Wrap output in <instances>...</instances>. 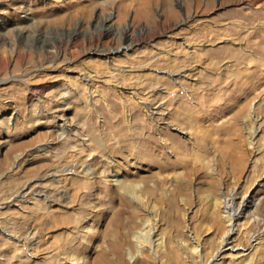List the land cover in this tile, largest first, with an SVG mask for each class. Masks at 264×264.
I'll return each instance as SVG.
<instances>
[{
    "label": "rangeland",
    "instance_id": "rangeland-1",
    "mask_svg": "<svg viewBox=\"0 0 264 264\" xmlns=\"http://www.w3.org/2000/svg\"><path fill=\"white\" fill-rule=\"evenodd\" d=\"M259 30L264 0H0V264H92L114 236L122 264H264V58L202 56Z\"/></svg>",
    "mask_w": 264,
    "mask_h": 264
},
{
    "label": "bare ground",
    "instance_id": "bare-ground-1",
    "mask_svg": "<svg viewBox=\"0 0 264 264\" xmlns=\"http://www.w3.org/2000/svg\"><path fill=\"white\" fill-rule=\"evenodd\" d=\"M24 16H26V14ZM204 28H206V26ZM262 30L254 31L252 33V35L249 34L251 32H247L248 38L245 40L244 46L247 49H253L254 51L251 50L252 51L251 53L249 52L248 54H246L247 51L244 50V48H242V50L239 49V51H236L233 48L225 47L222 50L215 52L214 55H211V56H209V52L207 53L204 51V52H202V56H204L205 58H209L208 64L212 68H215V67H217L218 62L220 61V59L222 57L227 56V55L229 56L230 54H236V56L238 55L237 59L242 61L243 63L245 62L244 60H246V59L250 60V64H251V70L249 71V74H250V73L260 69L262 66L260 63L262 58H264V50H263V47L260 45V44H262V42H264V32ZM204 36L206 37L207 34L205 33ZM214 36H217V33H215ZM251 36L257 37L258 39L256 38L257 40H254L255 38L252 39L253 37H251ZM212 37H213V35H212ZM116 49L117 48H112V49L102 48L101 50H103L104 52H107V51L110 52V51H113ZM53 51L45 50V55H44L45 58H51V57L57 58L60 55V51H58V50H56L54 52ZM61 56H63V55H61ZM224 71L227 73V75L228 74L229 75H235L236 77L243 74V70L240 71V69H238V68L232 70V68L230 69L227 67V68H224ZM89 77L90 76L85 75L84 79L85 80L89 79ZM216 82L220 83L221 81H216ZM243 83H244V81L242 80L240 85L242 86ZM219 87H222V86H219ZM249 92H250V90L246 89V88L243 91V93H245L246 95ZM65 130H66L65 127H61V133H64ZM114 183L119 188L126 190L135 200H137V201L140 200L141 195L139 196V194L137 193V191L139 190V187H140L139 183H124L122 180H120L117 177V175H115ZM249 204H253V200L248 198L247 196H243L241 198V207L239 209L235 210V212H234V211H231L232 209L229 208V205H231L230 202L225 201V208H226L225 210H226V212H228V214L226 215V221L228 222V227H230V229L227 231V238L225 237L226 239H223L225 245L228 244V238L233 231L232 224L235 220V217H238V213H240L241 210L242 211L245 210V208L248 207ZM143 229H144V232L142 231ZM152 229L153 228H151V226L148 224V220H147L143 224V228L139 233L140 237L144 238L149 244L151 243ZM223 240H221V243H223ZM112 243L113 244H112L111 250L107 253L102 252L101 254L97 255V257L94 259L92 264H122V261H121V252L122 251L120 250L121 247H120L119 239L117 236H114L112 238ZM158 244L159 243H157L156 246ZM197 246H198V244L197 245L195 244L194 249H196ZM125 250H126V254L129 258H132L134 256L135 253H132L128 248ZM166 256H167V254H166ZM70 259L75 260V261H79L74 257L73 254H71ZM175 260H176V256L171 251V254H169L168 260L166 262H164V264H172L175 262Z\"/></svg>",
    "mask_w": 264,
    "mask_h": 264
}]
</instances>
